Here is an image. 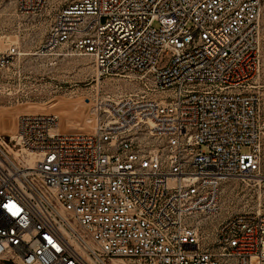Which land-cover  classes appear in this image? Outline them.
I'll list each match as a JSON object with an SVG mask.
<instances>
[{
    "label": "built area",
    "instance_id": "1",
    "mask_svg": "<svg viewBox=\"0 0 264 264\" xmlns=\"http://www.w3.org/2000/svg\"><path fill=\"white\" fill-rule=\"evenodd\" d=\"M56 1L38 51L89 56L97 80L134 88L107 93L85 131L33 110L0 131V260L264 264V210L197 225L224 180L261 172V0ZM17 55L0 46V69Z\"/></svg>",
    "mask_w": 264,
    "mask_h": 264
},
{
    "label": "rangeland",
    "instance_id": "2",
    "mask_svg": "<svg viewBox=\"0 0 264 264\" xmlns=\"http://www.w3.org/2000/svg\"><path fill=\"white\" fill-rule=\"evenodd\" d=\"M60 6L52 0L41 14L25 15L17 10L16 0H0V46L4 49L15 45L18 50L13 63L0 69V131L12 129L20 112L32 110L57 115L60 131H85L93 122L94 109L107 93L116 97L134 88L132 83L116 77L97 80L89 56H76L64 48L52 54L38 51ZM261 6L260 83H264V0ZM258 175L261 177H248L262 181H249V185L235 177L221 183L219 212L198 220L204 235L230 215L264 210V158ZM0 264L14 263L0 260Z\"/></svg>",
    "mask_w": 264,
    "mask_h": 264
},
{
    "label": "bare ground",
    "instance_id": "3",
    "mask_svg": "<svg viewBox=\"0 0 264 264\" xmlns=\"http://www.w3.org/2000/svg\"><path fill=\"white\" fill-rule=\"evenodd\" d=\"M255 177H261L260 175L256 174V175H253ZM241 180L245 181L247 184L246 185H249V181H253V182H260L262 181L261 178H249V177H244V178H241ZM221 189V188H220ZM220 204V203H219Z\"/></svg>",
    "mask_w": 264,
    "mask_h": 264
}]
</instances>
